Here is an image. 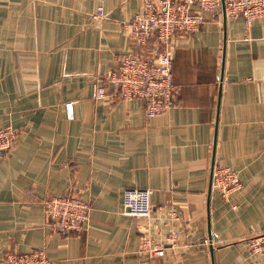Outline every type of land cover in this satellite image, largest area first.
I'll use <instances>...</instances> for the list:
<instances>
[{
    "label": "crops",
    "instance_id": "1",
    "mask_svg": "<svg viewBox=\"0 0 264 264\" xmlns=\"http://www.w3.org/2000/svg\"><path fill=\"white\" fill-rule=\"evenodd\" d=\"M143 1L0 0V128L17 131L0 153V264L36 248L56 264H264L248 246L264 232V15L247 23L221 5L175 33L176 105L148 118L144 99L112 85L94 97L137 51L124 23ZM216 165L239 173L227 198ZM130 187L151 190L149 217L125 212ZM65 193L90 204L85 230L46 216ZM146 238L165 253L143 251Z\"/></svg>",
    "mask_w": 264,
    "mask_h": 264
},
{
    "label": "built area",
    "instance_id": "2",
    "mask_svg": "<svg viewBox=\"0 0 264 264\" xmlns=\"http://www.w3.org/2000/svg\"><path fill=\"white\" fill-rule=\"evenodd\" d=\"M222 0H144L140 10L124 23L131 42L137 51L125 53L117 67L95 80L94 97L110 98L106 87L112 85L118 97L141 98L146 101V116L154 117L168 112L176 105V87L173 72V37L175 33L189 34L199 29L204 11L216 12ZM227 17L242 16L251 23L264 15V0H225ZM100 6L94 18L104 17ZM70 118L74 117V101H66ZM16 128L6 125L0 128V153L10 150L16 137ZM212 185L223 197L241 187L239 173L230 166L213 168ZM150 189L126 188L123 204L125 212L149 217L153 210ZM46 216L56 229L83 231L90 218V204L75 193L53 196L46 203ZM210 244L209 239H205ZM251 251L264 257V232L248 241ZM141 248L150 256L163 255L166 245L144 239ZM4 264H56L43 248L28 252L7 253Z\"/></svg>",
    "mask_w": 264,
    "mask_h": 264
},
{
    "label": "water",
    "instance_id": "3",
    "mask_svg": "<svg viewBox=\"0 0 264 264\" xmlns=\"http://www.w3.org/2000/svg\"><path fill=\"white\" fill-rule=\"evenodd\" d=\"M222 7H223V10H224V13H225V0H222Z\"/></svg>",
    "mask_w": 264,
    "mask_h": 264
},
{
    "label": "trees",
    "instance_id": "4",
    "mask_svg": "<svg viewBox=\"0 0 264 264\" xmlns=\"http://www.w3.org/2000/svg\"><path fill=\"white\" fill-rule=\"evenodd\" d=\"M174 83H175V81H174ZM175 87L177 88L176 84H175Z\"/></svg>",
    "mask_w": 264,
    "mask_h": 264
}]
</instances>
